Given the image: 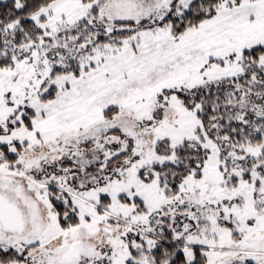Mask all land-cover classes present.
Masks as SVG:
<instances>
[{"label":"snow or ice","instance_id":"1","mask_svg":"<svg viewBox=\"0 0 264 264\" xmlns=\"http://www.w3.org/2000/svg\"><path fill=\"white\" fill-rule=\"evenodd\" d=\"M0 264H264V0H0Z\"/></svg>","mask_w":264,"mask_h":264}]
</instances>
